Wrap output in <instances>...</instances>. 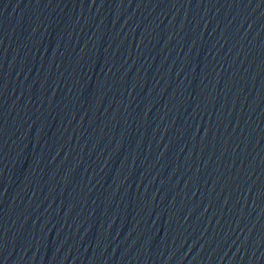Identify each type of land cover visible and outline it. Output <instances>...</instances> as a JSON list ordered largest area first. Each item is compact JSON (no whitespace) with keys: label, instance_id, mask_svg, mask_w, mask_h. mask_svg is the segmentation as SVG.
<instances>
[{"label":"water","instance_id":"water-1","mask_svg":"<svg viewBox=\"0 0 264 264\" xmlns=\"http://www.w3.org/2000/svg\"><path fill=\"white\" fill-rule=\"evenodd\" d=\"M0 264H264V0H0Z\"/></svg>","mask_w":264,"mask_h":264}]
</instances>
